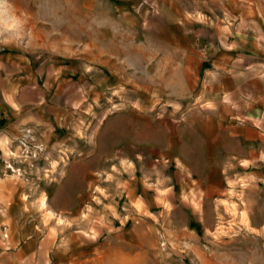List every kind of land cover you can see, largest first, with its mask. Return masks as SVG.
<instances>
[{"label": "rangeland", "instance_id": "374dc122", "mask_svg": "<svg viewBox=\"0 0 264 264\" xmlns=\"http://www.w3.org/2000/svg\"><path fill=\"white\" fill-rule=\"evenodd\" d=\"M149 2L0 0V47L76 64L80 82L57 98L50 125L25 124L0 143V264L64 263L76 232L74 264H264L245 212L238 227L217 222L194 192L184 199L173 186H118L135 171L149 177L159 156L186 147L171 120L181 112L169 105L181 103L179 54L158 46ZM200 215L212 230L185 226ZM132 227L135 252L108 237ZM123 247L122 256L112 251Z\"/></svg>", "mask_w": 264, "mask_h": 264}, {"label": "crops", "instance_id": "0c3cea01", "mask_svg": "<svg viewBox=\"0 0 264 264\" xmlns=\"http://www.w3.org/2000/svg\"><path fill=\"white\" fill-rule=\"evenodd\" d=\"M151 1V19L159 24L153 21L151 33L158 46L179 54L174 61L182 69L181 103L169 105L181 112L171 120L182 128L177 139L186 149L159 156L170 165L159 160L149 177L135 171L118 186H173L184 190V199L194 192L202 207H214L217 222L238 227L245 212V227L262 240L264 254V0ZM78 73V65L55 56L36 60L0 47V143L25 124L50 125L60 114L57 98L78 92ZM205 221L200 215L184 223L212 230L213 224L203 227ZM113 236L137 249L127 240L137 238L133 227L108 233ZM78 237L68 236L70 260L60 264H74ZM124 248L112 251L122 256Z\"/></svg>", "mask_w": 264, "mask_h": 264}, {"label": "built area", "instance_id": "2783aa9c", "mask_svg": "<svg viewBox=\"0 0 264 264\" xmlns=\"http://www.w3.org/2000/svg\"><path fill=\"white\" fill-rule=\"evenodd\" d=\"M25 137H26V136H25ZM25 137H24V138H25ZM22 144L26 146V139H23V138H22ZM8 168H11L12 170L15 169L11 163L8 164Z\"/></svg>", "mask_w": 264, "mask_h": 264}]
</instances>
